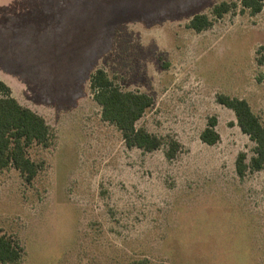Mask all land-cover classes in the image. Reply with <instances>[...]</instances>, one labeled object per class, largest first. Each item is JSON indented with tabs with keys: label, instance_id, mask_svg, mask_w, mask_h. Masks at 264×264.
Segmentation results:
<instances>
[{
	"label": "rangeland",
	"instance_id": "1",
	"mask_svg": "<svg viewBox=\"0 0 264 264\" xmlns=\"http://www.w3.org/2000/svg\"><path fill=\"white\" fill-rule=\"evenodd\" d=\"M223 1L239 7L216 19ZM241 1L0 0V79L52 132L28 150L31 183L0 169V233L24 248L12 264H264V169L239 176L256 143L218 101L246 99L264 124V9ZM198 14L214 25L189 28ZM97 69L154 98L137 126L178 140L175 159L103 120Z\"/></svg>",
	"mask_w": 264,
	"mask_h": 264
},
{
	"label": "trees",
	"instance_id": "2",
	"mask_svg": "<svg viewBox=\"0 0 264 264\" xmlns=\"http://www.w3.org/2000/svg\"><path fill=\"white\" fill-rule=\"evenodd\" d=\"M241 6V12L249 9L252 14H258L264 9V0H242ZM238 7L236 2L223 1L213 7L212 13L216 19H221ZM213 25L214 20L208 15L198 14L190 21L188 27L202 32ZM91 90L95 100L102 107L103 120L117 126L128 148L153 152L167 144L166 157L169 160L177 157L182 149L178 140L171 137L165 139L137 126L154 104L151 95L120 89L104 69H97L92 74ZM218 101L234 111L242 132L256 143V155L252 158L251 165L247 164L245 153L239 154L236 162L239 176L245 177L249 169H264V124L260 117L254 113L246 99L219 94ZM217 124V119L212 117L201 134V140L210 146L216 145L221 139L216 129ZM51 139V127L46 119L21 104L13 96L11 87L0 79V169L13 166L31 183L38 176L40 165L31 159L28 150L33 145L47 147L51 144ZM23 252L24 248L17 241L0 233V263H16L21 260Z\"/></svg>",
	"mask_w": 264,
	"mask_h": 264
}]
</instances>
